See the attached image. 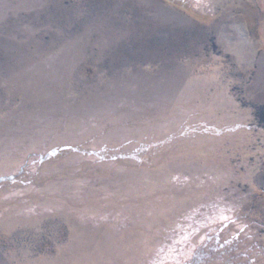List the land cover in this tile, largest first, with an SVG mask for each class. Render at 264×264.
Returning a JSON list of instances; mask_svg holds the SVG:
<instances>
[{
	"label": "rangeland",
	"instance_id": "rangeland-1",
	"mask_svg": "<svg viewBox=\"0 0 264 264\" xmlns=\"http://www.w3.org/2000/svg\"><path fill=\"white\" fill-rule=\"evenodd\" d=\"M0 264H264V0H0Z\"/></svg>",
	"mask_w": 264,
	"mask_h": 264
},
{
	"label": "bare ground",
	"instance_id": "bare-ground-1",
	"mask_svg": "<svg viewBox=\"0 0 264 264\" xmlns=\"http://www.w3.org/2000/svg\"><path fill=\"white\" fill-rule=\"evenodd\" d=\"M189 239V234H186L182 239H180L179 242H184L185 240H188Z\"/></svg>",
	"mask_w": 264,
	"mask_h": 264
}]
</instances>
